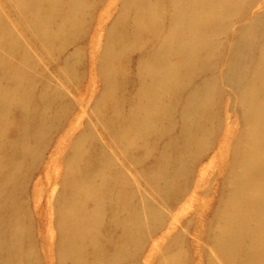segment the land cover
Returning a JSON list of instances; mask_svg holds the SVG:
<instances>
[{"label": "bare ground", "instance_id": "bare-ground-1", "mask_svg": "<svg viewBox=\"0 0 264 264\" xmlns=\"http://www.w3.org/2000/svg\"><path fill=\"white\" fill-rule=\"evenodd\" d=\"M258 1L0 0V264H264ZM225 55L244 125L231 151L212 68ZM89 72L81 127L71 88ZM205 179L211 210L187 243L171 213Z\"/></svg>", "mask_w": 264, "mask_h": 264}, {"label": "rangeland", "instance_id": "rangeland-1", "mask_svg": "<svg viewBox=\"0 0 264 264\" xmlns=\"http://www.w3.org/2000/svg\"><path fill=\"white\" fill-rule=\"evenodd\" d=\"M114 10V9H113ZM112 10V11H113ZM264 10V0H259L257 2V4L252 8L251 10V14L256 15L257 13L261 12ZM111 16L114 14L113 12H109L107 13V17L110 15ZM102 15V14H100ZM110 16V17H111ZM240 15H232L231 18V22L234 23V27L232 28L233 32H231L230 35H234L236 34L239 29H241V25L243 24V21H239L240 18H238ZM230 40L232 39V36L229 38ZM228 41L229 44V48L228 50L231 49L232 47V42ZM223 59V58H222ZM222 59H220V57L215 61L218 62L217 64L215 63L214 65H212V68L214 69L213 72L216 73V70H218V77H219V85L221 88V91H219L220 93H222V96L220 98V108L218 110L219 117L216 118V121L218 123L219 127L222 128H226L229 129L231 131H229L230 133H228L226 136H230L231 139L227 142V140L224 141V145L227 142L226 148L231 151V146L230 145H234L235 141L237 140L238 136L241 135L242 130L244 129V125L242 122V114H243V110H242V101L241 98L239 97V95L228 86V82L225 81V77L223 76V72L225 71L224 69H226V65H227V55H225L224 60L222 61ZM216 65V66H215ZM91 79V73L89 72L87 74V77L82 80V84L77 87L76 89H82L83 93L81 94H77L76 89L71 88L72 89V98L71 100H76V104H75V108H74V120L77 121L76 123H80L82 120V124L81 127H83V123L86 122L85 120L87 118H91L92 114H91V110L94 107V103H95V98L96 95L93 93H89L87 94V96L89 97L90 101H83V99H81L83 97V95L86 93V82L89 81ZM60 81L61 86L66 87L68 86L66 84V81L64 78H61L58 80V83ZM60 89H62L60 87ZM81 96V97H80ZM81 119V120H80ZM233 140V141H232ZM220 143V141H219ZM221 146V145H220ZM230 147V148H229ZM207 156L201 160L200 162V172L201 173L203 170L204 165H207L210 161V159L214 158V155H216V149L211 151L210 153L206 154ZM202 159V158H201ZM213 163V162H212ZM212 163L210 164V168H207V170H205L204 174L208 179L209 184L213 185L215 184V182L217 181V179L219 178V172H220V166H219V162H215V165L212 166ZM220 163H224L223 161H221ZM205 182L206 179L204 180L203 185H199L200 187L198 190L197 189H193V185L190 189V197L193 195L194 197H197V199H199V203L195 206V208H192L193 206H190V208H187L184 205H178L176 206V208L174 209V211L171 213V218L173 216L174 213V217H177L178 221H173V226L176 227V234L178 236V239H180V236L182 238V235H184V237L186 236V242L190 243V241H195L199 238V233L197 232L198 226L195 224L194 220H190L191 218L195 219V215H198V217L200 219H202L203 217L206 216V214H208L210 212V205H208L207 203L209 201H207L209 198H211V195L213 193V190L208 187L207 189H204L205 186ZM196 187V186H195ZM225 188H228L225 184L224 186ZM193 189V190H192ZM189 199L192 198H188L186 201H190ZM29 208V207H28ZM199 208V209H198ZM33 210L29 211V215H28V219H34V215L32 214ZM39 226H40V222ZM38 223L36 222L34 224V227H38ZM197 226V227H196ZM165 229V228H164ZM159 232V231H158ZM179 232V233H178ZM183 240V238H182ZM198 241V240H197ZM149 247V245H147ZM145 247L144 251H147L148 247ZM41 251V253H43V241H39L38 246ZM193 248V258H197L198 254H200L199 250L192 247ZM192 256V255H191ZM144 259V258H143ZM141 264H143V262H141Z\"/></svg>", "mask_w": 264, "mask_h": 264}]
</instances>
